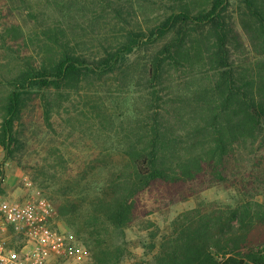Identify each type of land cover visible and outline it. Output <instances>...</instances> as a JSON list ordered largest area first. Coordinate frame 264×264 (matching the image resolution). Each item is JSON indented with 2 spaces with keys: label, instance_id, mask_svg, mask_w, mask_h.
I'll list each match as a JSON object with an SVG mask.
<instances>
[{
  "label": "trees",
  "instance_id": "16d2710c",
  "mask_svg": "<svg viewBox=\"0 0 264 264\" xmlns=\"http://www.w3.org/2000/svg\"><path fill=\"white\" fill-rule=\"evenodd\" d=\"M115 92H132L135 109L117 113ZM72 109L125 137L122 163L73 231L95 264L120 262L113 231L205 189L256 196L264 0H0L6 157L22 162L38 130ZM61 195L55 206L67 218L78 206ZM176 221L155 264H264V202L198 207Z\"/></svg>",
  "mask_w": 264,
  "mask_h": 264
},
{
  "label": "rangeland",
  "instance_id": "374dc122",
  "mask_svg": "<svg viewBox=\"0 0 264 264\" xmlns=\"http://www.w3.org/2000/svg\"><path fill=\"white\" fill-rule=\"evenodd\" d=\"M133 103L132 92H115L108 98L109 106L119 114L130 107L132 112ZM55 121L54 129L43 125L38 130V136H33L20 163L7 158L2 147L6 177L2 192L11 197L42 194L54 205L58 198L64 199L62 193L69 192L78 210L67 218L59 217V222L64 230L73 232L90 212L92 202L102 193L108 177L122 163L125 137L122 130L102 127L76 109H72V114L63 113ZM28 182L32 183L30 187ZM254 200L264 202V190H258L255 196L253 190L239 191L216 185L175 203L168 211L149 216L145 222L113 231L108 240L123 253L118 264H155L161 243L174 233L176 220L184 212L198 207L227 210ZM82 246L85 257L80 264H95L86 245Z\"/></svg>",
  "mask_w": 264,
  "mask_h": 264
},
{
  "label": "built area",
  "instance_id": "2783aa9c",
  "mask_svg": "<svg viewBox=\"0 0 264 264\" xmlns=\"http://www.w3.org/2000/svg\"><path fill=\"white\" fill-rule=\"evenodd\" d=\"M5 181L0 145V264L82 263L83 246L61 227L53 202L42 194L6 196Z\"/></svg>",
  "mask_w": 264,
  "mask_h": 264
}]
</instances>
